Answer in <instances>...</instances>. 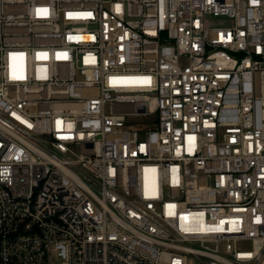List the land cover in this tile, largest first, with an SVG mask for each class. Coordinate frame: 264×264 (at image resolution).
Instances as JSON below:
<instances>
[{"label":"built area","instance_id":"2783aa9c","mask_svg":"<svg viewBox=\"0 0 264 264\" xmlns=\"http://www.w3.org/2000/svg\"><path fill=\"white\" fill-rule=\"evenodd\" d=\"M264 264V0H0V264Z\"/></svg>","mask_w":264,"mask_h":264},{"label":"rangeland","instance_id":"374dc122","mask_svg":"<svg viewBox=\"0 0 264 264\" xmlns=\"http://www.w3.org/2000/svg\"><path fill=\"white\" fill-rule=\"evenodd\" d=\"M188 264H206L205 259L197 258L194 255L188 257Z\"/></svg>","mask_w":264,"mask_h":264}]
</instances>
